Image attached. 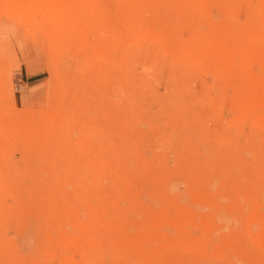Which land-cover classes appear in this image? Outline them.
Returning <instances> with one entry per match:
<instances>
[{
  "label": "rangeland",
  "instance_id": "obj_1",
  "mask_svg": "<svg viewBox=\"0 0 264 264\" xmlns=\"http://www.w3.org/2000/svg\"><path fill=\"white\" fill-rule=\"evenodd\" d=\"M40 1L0 0V264H264V173L230 171L264 0Z\"/></svg>",
  "mask_w": 264,
  "mask_h": 264
},
{
  "label": "bare ground",
  "instance_id": "obj_2",
  "mask_svg": "<svg viewBox=\"0 0 264 264\" xmlns=\"http://www.w3.org/2000/svg\"><path fill=\"white\" fill-rule=\"evenodd\" d=\"M32 2H35V3H40L41 1L40 0H32ZM19 3V2H18ZM1 4V3H0ZM17 4V3H16ZM41 4V3H40ZM45 4V3H44ZM15 5V4H14ZM31 5V4H30ZM5 7L3 8V9H5V8H7V9H9L8 7H6V5H4ZM2 8V7H1ZM0 8V9H1ZM24 4L22 3H19V5L17 4V5H15V6H11V10L12 11H19V12H21L22 10H24ZM10 10V11H11ZM1 11V10H0ZM28 11V10H27ZM0 13H2V12H0ZM3 14V13H2ZM1 14V15H2ZM1 15H0V17H1ZM4 15V14H3ZM34 15V14H33ZM28 21V20H27ZM24 23H25V20H24ZM30 24V23H29ZM22 25V24H21ZM32 25V24H31ZM3 30V29H2ZM5 35V34H4ZM263 105H264V102H263ZM249 107V106H248ZM252 107L253 106H251V108L249 107V109L248 110H250V109H252ZM260 107H261V105H260ZM258 108V106H256V109ZM263 108V107H262ZM250 112H251V110H250ZM252 113V112H251ZM255 113V112H254ZM254 113H252V114H254ZM247 114V113H246ZM250 116V115H249ZM247 117H248V115H247ZM252 118H250V119H248V120H250V122L253 124L252 126H254V127H252L254 130L256 129V131L254 132V130H253V132H254V138H253V136H249V137H252L251 139H250V143H249V141H247V139H246V142H247V144L249 143V147H251V150H253V152H254V157L253 158H250V159H248L247 158V156L246 155H242V156H240V154L238 155V156H240V157H238L237 158V160L235 159V163H236V169H234V167H233V169H232V166L235 164H229L228 166H231V168H230V171L232 172H230L231 174H237V172L238 173H246L247 172V174L250 172V174L251 173H264V119L263 118H257V119H253V120H251ZM251 133V132H250ZM256 133V134H255ZM252 134V133H251ZM250 134V135H251ZM247 138V137H246ZM236 145V144H235ZM238 146V145H237ZM236 146V147H237ZM247 146V147H248ZM235 147V146H234ZM233 147V148H234ZM235 149V148H234ZM244 149H247L246 148V146L244 147ZM236 151H238V149H236ZM245 151V150H244ZM240 152V151H239ZM250 152H248V154H249ZM243 154V153H242ZM246 154H247V151H246ZM247 154V155H248ZM236 155V154H235ZM237 157V156H236ZM222 158H225V156L224 157H222ZM233 160V159H232ZM192 161V160H191ZM225 161V160H224ZM234 161V160H233ZM232 161V162H233ZM229 163H231V161H228ZM193 163V162H192ZM189 164H191V162L189 163ZM105 169H107L106 171H109V178L111 179L110 180V182L106 179L105 181L102 179V171L101 170H99V172H101L100 173V175H98V173H97V177H99L98 178V186H99V188L101 187L102 188V186H105L106 184L111 188V192L113 191V190H118V189H120V187L123 185V179H120V177H114V174H111L110 175V173H111V171H113V169L111 168V167H106ZM98 172V171H97ZM114 172V171H113ZM219 172V171H218ZM195 173V172H194ZM194 173H192L191 175H189L188 177H189V179H187L191 184H194ZM220 175V174H219ZM223 176V175H222ZM228 176V175H227ZM255 176V175H254ZM263 176V175H262ZM256 177V176H255ZM255 177H252V178H255ZM259 177V176H258ZM197 178V177H196ZM195 178V179H196ZM263 178H264V176H263ZM251 179V178H250ZM198 180V179H197ZM233 180V179H232ZM256 181V180H255ZM262 181V180H261ZM264 181V180H263ZM237 182V181H236ZM248 183V182H247ZM251 183V182H250ZM259 183V182H258ZM196 184V183H195ZM264 184V183H263ZM205 186V185H204ZM240 186V185H239ZM239 186H238V188H239ZM247 186H248V184H247ZM254 186V185H253ZM257 186V185H256ZM234 187V186H233ZM241 188V187H240ZM259 188H261V187H259ZM236 189V188H235ZM252 190H253V188H251ZM258 189V188H257ZM106 190V189H105ZM102 191V190H101ZM248 191V190H247ZM254 191V190H253ZM110 192V193H111ZM249 192V191H248ZM258 192V191H257ZM103 193V192H102ZM253 194H254V192H253ZM251 196V195H250ZM261 196V195H260ZM262 198H263V196H261ZM257 199V198H256ZM193 202H195V201H193ZM264 202V201H263ZM196 204V203H195ZM223 206V205H222ZM260 208V207H259Z\"/></svg>",
  "mask_w": 264,
  "mask_h": 264
},
{
  "label": "crops",
  "instance_id": "obj_3",
  "mask_svg": "<svg viewBox=\"0 0 264 264\" xmlns=\"http://www.w3.org/2000/svg\"><path fill=\"white\" fill-rule=\"evenodd\" d=\"M39 97H40L39 94H35V95L28 97L27 100L29 103H35V101L39 100Z\"/></svg>",
  "mask_w": 264,
  "mask_h": 264
}]
</instances>
